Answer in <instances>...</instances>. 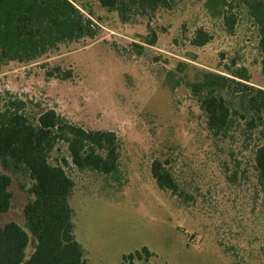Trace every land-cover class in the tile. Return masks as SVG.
<instances>
[{
  "label": "rangeland",
  "instance_id": "rangeland-1",
  "mask_svg": "<svg viewBox=\"0 0 264 264\" xmlns=\"http://www.w3.org/2000/svg\"><path fill=\"white\" fill-rule=\"evenodd\" d=\"M70 1L95 36L5 63L0 95L24 101L29 118L53 109L86 131L116 135L117 174L78 170L63 142L49 156L74 181L69 205L86 263L119 264L146 247L151 256L135 264H264V195L254 162L264 114L257 119L239 91L264 90L263 55L245 8L235 6L230 30L202 0H175L127 22L97 0ZM199 31L208 38L202 46L193 44ZM204 72L245 77L224 91L232 119L224 137L213 139L188 89ZM154 160L171 171L184 203L157 187ZM29 186L27 177H13L1 224H24Z\"/></svg>",
  "mask_w": 264,
  "mask_h": 264
},
{
  "label": "trees",
  "instance_id": "trees-1",
  "mask_svg": "<svg viewBox=\"0 0 264 264\" xmlns=\"http://www.w3.org/2000/svg\"><path fill=\"white\" fill-rule=\"evenodd\" d=\"M101 7L116 11L122 22L135 14L147 15L159 8L170 9L175 0H97ZM208 11L222 18L233 29L235 6L244 7L258 27L259 49L264 75V0H202ZM237 7V6H236ZM240 7V8H241ZM91 21L70 0H0V68L5 63L35 60L59 44L93 38ZM208 41L199 31L196 46ZM149 45L153 46L154 41ZM233 78L204 72L188 85L206 117L207 130L214 138L225 136L232 123L231 108L224 91L239 85ZM248 110L264 114V90L252 93L240 86ZM26 103L9 93L0 95V216L11 207V183L20 174L30 180L28 201L23 208L24 224L0 223V264H87L82 245L77 242L69 199L74 181L60 164L49 162L58 142L67 145L73 166L80 171L104 175L118 173L116 135L109 131H86L61 119L53 110H43L32 118L25 113ZM253 120V119H252ZM250 121V126L255 124ZM264 136V133H263ZM257 181L264 195V142L254 155ZM63 165H68L62 159ZM150 173L157 187L169 191L184 203V193L173 174L154 160ZM29 245L32 251L27 252ZM28 254V255H27ZM146 247L122 256L119 264L147 262Z\"/></svg>",
  "mask_w": 264,
  "mask_h": 264
}]
</instances>
